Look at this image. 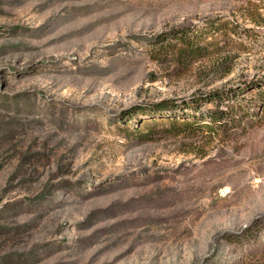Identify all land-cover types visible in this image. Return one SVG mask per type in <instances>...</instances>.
Masks as SVG:
<instances>
[{
	"label": "rangeland",
	"instance_id": "374dc122",
	"mask_svg": "<svg viewBox=\"0 0 264 264\" xmlns=\"http://www.w3.org/2000/svg\"><path fill=\"white\" fill-rule=\"evenodd\" d=\"M0 264H264V0H0Z\"/></svg>",
	"mask_w": 264,
	"mask_h": 264
},
{
	"label": "trees",
	"instance_id": "16d2710c",
	"mask_svg": "<svg viewBox=\"0 0 264 264\" xmlns=\"http://www.w3.org/2000/svg\"><path fill=\"white\" fill-rule=\"evenodd\" d=\"M217 32H220L219 30L216 31H211L209 32L211 37H214L217 35ZM203 37V33H190V31L186 32L184 30H176L171 33L170 41H167L166 36L164 39H159L157 47L159 50H169L170 48H174L177 46H181V48L178 50V54L182 58H197L200 56V48L197 45L198 39ZM262 92V91H261ZM225 99V101H228V97H224L219 94H212L209 95L208 97L203 98L204 100H220V99ZM171 103L168 101H164L161 103H158L150 108H144V107H138L137 110L140 112L141 116H151V114L155 113H161V112H168L171 109H174V106H170ZM229 110L235 111V106L233 105H228L227 106ZM237 110H241L237 108ZM130 113V112H127ZM131 116V115H130ZM221 120V117L217 115L214 112L209 113V125L205 127L210 128L215 126V124H218ZM186 126H190L191 124L185 123ZM193 125V124H192ZM148 129H150V126H147Z\"/></svg>",
	"mask_w": 264,
	"mask_h": 264
}]
</instances>
